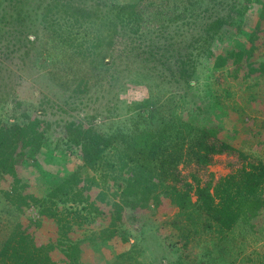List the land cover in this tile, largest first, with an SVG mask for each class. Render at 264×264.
I'll list each match as a JSON object with an SVG mask.
<instances>
[{"label": "trees", "instance_id": "obj_1", "mask_svg": "<svg viewBox=\"0 0 264 264\" xmlns=\"http://www.w3.org/2000/svg\"><path fill=\"white\" fill-rule=\"evenodd\" d=\"M28 1L14 0V30L32 28L25 24V18L31 12L37 14L38 5L33 10ZM46 1L43 14L63 12L58 18L69 32L67 36L75 39L74 32L78 30L87 42L85 49L83 39L72 44L75 49L68 52L69 59L77 55L91 57L93 71L102 70L112 63L105 58L117 36L126 35L122 57L138 63L135 75L152 70L162 76V83L169 88L168 102H154L155 110L147 109L152 100L134 104L122 120H114L106 129L71 121L66 127L65 144L76 150L80 163L62 175L51 174L48 180H42L40 196L30 193L31 185L23 180L21 167L44 144L42 119L22 109L24 112L13 123L0 124V182L9 180L8 186L0 187L1 201L16 216L26 215L27 210L37 211L56 225L55 239L45 242L37 241L29 231L31 224L24 226L18 218L12 226L0 228V264H58L55 252L66 264H81L82 239L71 238L75 223L70 219L69 208L86 200L84 185L98 188L100 182L111 212L99 232L101 241L112 240L118 233L117 220L123 210L157 206L158 192L162 191L179 213L170 221L178 259L185 252L181 249L192 240L211 234L218 236V241L209 254V264H236L238 241L252 234L264 239V161L231 145L219 133L228 124L233 126L230 130L237 132L234 125L243 126L251 118L247 110L258 97L252 91L242 97L245 105L237 99L229 103L215 89L211 92L207 88L202 99L199 95L196 102L188 103L186 91L170 88H190L193 79L199 77L202 57L215 68H242L247 70L246 75L259 72L257 75L264 76V57L258 60L254 54L260 33H264V2L233 0L230 6H223L225 0H96L94 4ZM257 2L261 6L258 21L248 27L245 14ZM100 4L103 8L96 7ZM6 13L3 8L0 10V24ZM221 44L226 47L217 54L215 48ZM14 46V51L19 50L20 44L14 41ZM146 73L141 76L146 77ZM90 82L91 75L79 77L73 92L86 91ZM229 111L236 114L232 122ZM223 153L236 154L237 166L226 175L216 179L209 175L203 180L200 169L207 167L214 155ZM180 165L194 166L189 173L191 179ZM111 179L116 184L105 187ZM36 224H40L39 219ZM86 233V239L96 238L94 230ZM116 257L119 261L134 259L139 263L133 250ZM245 261L264 264V255L259 262L250 256Z\"/></svg>", "mask_w": 264, "mask_h": 264}, {"label": "rangeland", "instance_id": "obj_2", "mask_svg": "<svg viewBox=\"0 0 264 264\" xmlns=\"http://www.w3.org/2000/svg\"><path fill=\"white\" fill-rule=\"evenodd\" d=\"M75 1H83L84 4L96 2ZM104 1L115 3L126 0H100ZM232 1L225 0L223 6H230ZM46 2L28 1L27 5L32 6L33 10L38 5V15L31 12L25 18V24H30L31 29L17 31L14 30V0H0V10L3 8L7 12L6 17H1L4 20L0 24V124L13 123L16 116L22 115L24 109H28L43 121L44 144L40 151L34 156H29L21 167V176L31 185L29 191L35 196L43 194L42 180H48L51 174L62 175L80 163L76 150L65 144L66 127L71 121L91 123L106 129L114 120H122L134 104L152 100V105L147 109L155 110L154 102H168L169 96V88L165 82L162 83V76L152 70L146 71L147 73L145 70L138 72L148 74L146 77L141 76L142 74L135 75L138 63L131 58L126 61V58L122 57V48L127 42L126 35L117 36L114 47L109 48L110 54L105 58V61L111 59L112 63L104 65L102 70L93 71L91 57L85 59L77 55L69 59L71 55L69 56L68 52L75 49L72 44L82 42L83 39L82 48L85 49L87 42L78 30L74 32L75 39L71 40L70 36H67L68 31L66 32L61 19L58 18L63 16V12L43 14ZM21 3L18 1L19 5ZM259 4H253L249 13L245 14L248 27H253L258 21L261 7ZM96 7L103 8L101 4ZM80 30L83 33L82 27ZM14 41L20 44L19 50L14 51ZM242 41L245 42L244 39ZM263 42L264 33H260L254 51L258 60L264 57ZM224 47L225 44H221L215 48V52L220 54ZM199 62V77L193 79L190 88L170 89L181 93L186 91L188 103L196 102L199 95V99H202L207 88L211 89V92L215 89L225 102L230 103L237 99L238 103L241 101V105H245L242 97L255 91L258 98L251 102L252 108L247 110L251 118H247L243 126L242 123L237 124L239 128L234 125L237 132L230 130L233 126L228 124L221 129L219 135L246 154L264 161V76L257 75L259 72L246 75L247 70H241L242 68L235 71L226 66L215 68L212 64L209 65L204 57ZM87 74L91 75V82L86 91L73 92L79 77ZM235 116L233 111H229L230 121H233ZM215 119L221 121L219 117ZM237 162L236 154H216L207 167L200 169L199 175L203 180L209 175L216 179L228 174L237 166ZM180 168L191 177L189 173L193 171L194 166L184 168L180 165ZM113 179L104 184L105 187L115 185ZM8 183L7 179L1 180L0 187L8 186ZM102 184L100 182L98 188L84 185L82 190L86 200L69 208L70 219L75 223L71 238L82 239L79 245L81 264H136L134 259L119 261L116 257L128 250H133V257L137 258L138 264H209V254L214 252L218 241V236L211 234L203 235L200 240H192L187 248L181 249L185 252L177 258L179 251L176 250L177 245L173 244L176 237L173 236L174 230L170 221L179 213L177 208L169 204L162 191L158 192L157 206L149 204L145 209L135 210L127 207L123 210L120 220H117L118 233L112 240L101 241L99 232L110 219V202L104 199L102 189L105 188ZM17 218L21 219L24 226L31 224L29 231L37 241L55 239L56 225L51 219L39 216L37 211L34 213L31 210H27L26 215L16 216L15 212L3 204L0 196V228L12 226ZM37 219L40 221L39 225L36 224ZM90 230L96 233V238L92 241L86 239V231ZM236 253V264H245L249 256L258 262L262 261L264 239L260 235H248L246 240L238 241ZM54 258L58 264H66L60 259L59 253L55 252Z\"/></svg>", "mask_w": 264, "mask_h": 264}]
</instances>
